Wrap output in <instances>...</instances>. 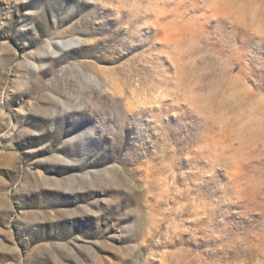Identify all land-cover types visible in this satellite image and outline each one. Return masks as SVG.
I'll return each mask as SVG.
<instances>
[{"label":"rangeland","instance_id":"rangeland-1","mask_svg":"<svg viewBox=\"0 0 264 264\" xmlns=\"http://www.w3.org/2000/svg\"><path fill=\"white\" fill-rule=\"evenodd\" d=\"M0 264H264V0H0Z\"/></svg>","mask_w":264,"mask_h":264}]
</instances>
